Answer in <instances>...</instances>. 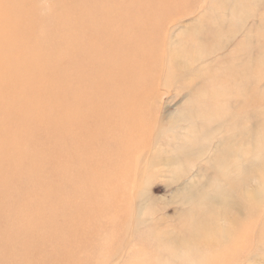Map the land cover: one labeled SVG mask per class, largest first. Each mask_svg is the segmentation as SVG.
Listing matches in <instances>:
<instances>
[{"label":"rangeland","instance_id":"374dc122","mask_svg":"<svg viewBox=\"0 0 264 264\" xmlns=\"http://www.w3.org/2000/svg\"><path fill=\"white\" fill-rule=\"evenodd\" d=\"M9 1L15 10L19 7L17 17L22 20L21 24L29 18L28 21L35 23L39 36L45 38L62 31L71 34L70 28L60 23L64 20L60 19L61 15L67 11L77 15L80 10L85 9L81 17L87 19V11L96 12L95 9H99L101 3H107L108 0H87V6H80L79 9L76 4L79 0ZM120 1V5L125 7L131 3V10L139 5L138 2H149L118 0ZM1 4L0 8L6 12L4 3ZM181 5L182 7L167 13L166 9L160 6L158 9H163V18L158 20L156 16L157 20L153 19V22H158L162 27L166 43L172 50L185 49L188 35L186 31L197 26L208 30L207 35H203L207 44L196 53L190 52L181 56L176 64L171 63L172 61L165 65L162 61L157 62L155 76L153 75L147 83L149 89L148 86L143 89L149 104L145 102L146 105L141 106L133 103L146 115L142 124L145 126L144 132L135 133L132 139L140 143V150L134 152L133 149L131 152V145L128 146L127 143L133 141H124V136L131 135L132 129L140 127L135 126L139 122L134 115L130 112L124 114L125 111L133 109L129 104H126L119 117L112 121L116 128L117 146L111 147L114 149L111 166L104 164L99 167L97 160L92 157L94 145L102 150L103 133L101 138L83 140L78 144L77 151L73 146L72 135L68 136V144L62 139L57 147L49 148L61 153L62 164L65 157L63 154L69 151L73 154L69 157L76 164L74 167L72 164L69 173L71 181H74L73 186L75 184L74 191L71 192L67 203H62L61 199V204L57 205V211L62 215L63 210L68 209L60 221L68 217L63 223L69 222V230L66 233L60 231L63 233H60L58 238L62 240L65 237L71 244L64 245L58 252H55L56 246L54 247L57 240L47 245L45 256L50 264H264V155H257L259 152L261 154L262 147L255 145L260 147L257 153L254 148V142L262 137L261 134L255 136L254 142L252 137L250 141H243V146L253 144V153H240L237 156L236 169L231 170L228 175L218 174L216 177L214 175L217 170L211 167L210 160L215 156L222 140H227L228 137L237 139V136H234L236 131H228L227 127H224L210 137L200 134L202 136L198 141L193 144L191 141L193 128L202 122L200 117L192 115L197 111L196 106L207 102L202 97H197L199 91L205 90L207 86H220L219 78L222 76H226L225 82L235 80L240 84L250 79V87L259 91L257 95L263 99L253 103L254 96L247 99L246 96L225 95L209 105L215 107L217 102L230 105L232 114L239 111L237 115L241 116L239 119L243 123L248 122L247 127L253 125V128H257L256 131L263 128L264 76L248 78V74H252L255 62L264 57V0H182ZM142 8L151 9L147 6ZM12 10L14 11V8ZM12 18L19 21L15 17ZM69 18L73 19L71 16ZM57 19H60V22ZM17 25L12 26L8 36L9 43L4 47L8 54L4 52L5 59L16 55L22 49L23 45L18 44L15 39V33L22 31L21 28L17 30ZM93 34L95 32L91 35ZM44 38H38L42 40L41 43L38 40L33 41L30 48L34 51L40 50ZM10 41L16 43L12 48L9 47L12 44ZM2 63L4 64V61ZM3 64L4 67L6 63ZM36 64L37 68L42 66L46 69L43 58H37ZM238 75L242 77L237 78ZM11 80L13 81L9 84H0V101L4 103L12 99L9 94L12 93L10 91L16 82L13 77ZM86 91L89 92L87 89ZM61 96L63 97V93ZM66 106L62 104L66 109L65 113L75 110V107ZM221 110L223 115L226 109L223 106ZM72 113L70 112V115ZM217 115L219 118V110ZM121 121L133 123L123 124ZM62 126L64 129V125ZM124 126L130 129L121 135ZM188 141H191V145ZM124 154H128L129 158ZM211 176L214 178L209 180ZM239 180L242 183L234 189V182ZM207 181L210 185L208 187ZM203 184L207 189V200L216 203V208L220 209L218 223L222 232H215L217 236L215 235L214 240L204 242L200 256L194 258L195 255L189 254L185 248L177 250V246L173 243L171 245V241L184 233L183 224L187 218L185 216L192 207V202H187L185 197L193 194L199 197L197 194L200 193L203 196ZM260 189L262 193L258 199L261 200L257 204L259 206H255L251 203L253 195ZM237 190L243 193L238 194ZM38 191V195L44 192L42 187ZM35 194L31 195V199H34ZM63 206L65 207L62 208ZM233 217L239 220L230 226L229 221H232ZM226 241H232L233 244L226 246ZM214 254L222 257L219 256V260L215 261Z\"/></svg>","mask_w":264,"mask_h":264},{"label":"bare ground","instance_id":"6f19581e","mask_svg":"<svg viewBox=\"0 0 264 264\" xmlns=\"http://www.w3.org/2000/svg\"><path fill=\"white\" fill-rule=\"evenodd\" d=\"M86 2L87 0L77 1L78 9L80 6L86 7ZM1 3H4L7 11L4 12L0 8V67L3 61L4 64L6 63L0 72V84L3 82L9 84L13 81L12 77L16 83L10 91L12 93L8 92L12 95L11 101L8 100L5 103L0 101V264H50L45 256L47 245L57 240L54 247L56 246L55 252H58L63 249L64 245L71 244L65 237L62 238L63 241L58 238L59 234L63 233L60 231L66 233L69 230V222L63 223L68 217L60 221L61 216L64 217L68 209L65 208L62 215L59 210L57 211V205L61 204V199H63L62 203L64 201L67 203L71 192L74 191L75 184L73 186L74 181H71L69 173L72 164L73 167L76 164L69 157L72 154L69 151L63 154L65 157H63L62 164L61 153L56 149L49 150V148L57 147L62 139L68 144V136L72 135L73 146L77 151L78 144H81L83 140L101 138V133H103L102 150L100 151L94 145L92 157L97 160L99 167L104 164L111 166L114 153L111 147L117 146L113 119L119 117L123 112V107L129 104L133 109L125 111L124 114L130 112L134 115L139 122L135 126L140 127L136 130L132 129L131 135L124 136V141L129 142L134 138L135 133L144 132L145 126L142 124L146 115L138 110L139 106L133 103L141 104V106L143 104L145 106V102L149 104L143 89L148 86V80L154 75L157 62L162 61L165 65L168 61H172L171 63L176 64L181 56L204 49L207 43L203 35H207L208 30L197 26L189 28L186 31L188 35L185 40L187 47L172 50L165 41L162 27L158 22H153V19L157 20L156 16L158 20L163 18V9H166L167 13L179 6L182 7V0H149V2L142 3L145 8L147 6L151 9L142 8L144 6L138 2L139 5L133 7L132 10L129 8L131 4L129 2V5L125 7L120 5L121 1L108 0L107 3H101L100 8L95 9L96 12L87 11V19L81 17L85 9L80 10L77 15L67 11L61 15L60 19H64L61 20L62 22L60 19L57 20L64 27H69L71 34L62 31L44 38L39 36L35 23L28 21L29 18L21 24L22 20L17 17L19 7L15 10L9 0H0ZM160 6L163 9H158ZM70 16L73 19H70ZM12 17L20 22L14 21ZM14 24H18L17 30L22 29L21 33H15V39L18 40V44L23 45L22 49L25 50L20 49L19 53L5 59L6 56L3 58L4 47H7L9 43L8 36ZM38 38L45 39L41 46L42 40ZM36 40L40 41L38 51L30 48L32 42ZM10 42L12 44L8 46L14 47L16 43ZM37 58L38 60L44 59L46 69L42 66L37 68ZM254 66L248 78L250 76L263 77L264 57L259 58ZM246 73L243 74L246 75ZM238 77L242 76L238 75ZM225 79H227L226 76L219 78L220 86H207L205 90H198L197 97H202L207 102L199 107L196 106L197 111L192 115L200 117L202 121L198 127L193 128L192 144L198 141L200 136L210 137L224 127H227L228 131H236L234 136H237V139L228 137L227 140H222L215 156L210 160L211 167L217 170L214 177L218 174L228 175L231 170L236 169L235 164L240 153H253L254 148L257 153L262 147L263 153L261 151V154L259 152L257 155H264V125L256 131V127L253 128V125L247 127L248 122L246 121L245 124L239 119L241 117L237 115L239 111L237 114H232L230 105L222 102H217L215 107L209 105L225 95L246 96L247 99L254 96L253 103L263 99L257 95L259 91L250 87V79L243 84L231 79L234 82L226 81L229 85L226 84ZM62 104L71 106V108L75 107V110L65 113L66 109L62 107ZM223 106L226 110L222 115ZM217 110H219V118ZM70 112H73L72 115ZM64 113L67 115L64 116ZM121 123L130 124L133 121H121ZM129 129L124 126L121 135ZM258 133L262 137H259L260 139L255 143V136ZM251 137L254 146L260 147L253 148L252 143L251 146H243V141H250ZM132 141V143H127L128 146L131 145V152L133 149L134 152L139 151L140 143ZM190 142L189 145H191ZM124 155L129 158L128 154ZM214 177L211 176L208 179L211 180ZM240 182L242 183L240 180L234 182V189L238 188ZM206 185L210 186L208 181ZM202 186L205 187L204 184ZM41 187L44 192L38 195V189ZM202 190L204 197L201 193L197 194L199 197L196 194L185 197L187 202H192V207L185 216L187 218L183 224L184 233L170 240L171 245L173 243L177 246V250L185 248L189 254L195 255L194 258L200 256L204 242L209 243L214 240L215 232H222V227L218 223L220 209L216 208V203L213 204L212 201L207 200V189ZM237 193L243 192L237 190ZM261 193V189L258 193L254 192L251 202L253 205L259 204L261 199L259 200L258 197ZM32 194H35L34 199H31ZM233 218L229 221L230 226L235 224L237 219L239 220L237 217ZM226 235H231V233H226ZM232 244V241L225 242L226 246ZM219 256V254H214V260L218 261Z\"/></svg>","mask_w":264,"mask_h":264}]
</instances>
